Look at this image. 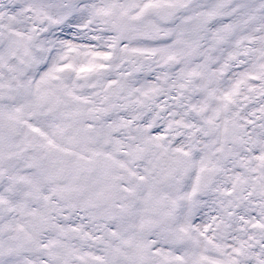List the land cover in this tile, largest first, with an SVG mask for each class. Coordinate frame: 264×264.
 <instances>
[{
  "label": "snow or ice",
  "instance_id": "snow-or-ice-1",
  "mask_svg": "<svg viewBox=\"0 0 264 264\" xmlns=\"http://www.w3.org/2000/svg\"><path fill=\"white\" fill-rule=\"evenodd\" d=\"M0 264H264V0H0Z\"/></svg>",
  "mask_w": 264,
  "mask_h": 264
}]
</instances>
